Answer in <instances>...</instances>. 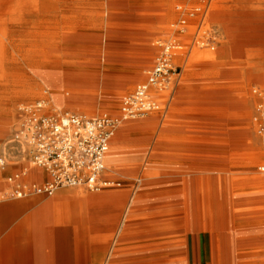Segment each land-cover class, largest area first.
<instances>
[{
	"label": "rangeland",
	"instance_id": "374dc122",
	"mask_svg": "<svg viewBox=\"0 0 264 264\" xmlns=\"http://www.w3.org/2000/svg\"><path fill=\"white\" fill-rule=\"evenodd\" d=\"M216 1L213 0L212 5ZM209 4L207 0H66L68 11L49 22L46 20L43 31L49 29L55 33L65 28L75 35L84 33V43L73 42L77 48H85L84 54L73 55L71 61L82 63L83 71L77 78L87 84L95 82V85L82 88L83 95L89 97L88 102L75 107L55 105L52 94L56 91L52 93L42 84L24 93L0 88V118L6 121L5 133H0V151L11 149L14 154L4 169H0V181L9 185L6 202L28 198L47 200L59 189L81 195L99 193L83 187H63L51 194L27 193L22 198L16 197L23 183L17 184L15 175L32 165L31 153L23 155L12 150L29 146L24 140H17L26 112L29 107L41 104L48 113L84 115L79 111L84 108L92 111L89 117L101 113L116 116L123 97L132 94L135 86L147 78L163 46L175 40L182 46L172 58L178 72L174 81L179 78L180 82L161 90V97L151 95L158 108L139 117L153 119L161 128L123 132L120 136L122 148L128 149L129 154L118 164L119 171L105 162L106 178L112 184L121 183L122 209L134 197L138 172L149 168L157 174L146 176L152 185L155 184L154 189L151 187L143 194L141 206L135 207L125 226L117 221L118 231L100 233L105 242L104 264L110 262L113 254V264H216L212 240L200 233L194 235L192 231L196 227L192 224L175 222L174 215L169 213L173 196L163 190L162 184L170 169L205 166L216 155L225 153L220 142L225 139L229 143L240 139L246 149L250 148L249 142L251 148L264 147V117L261 114L264 106V0H228L220 5V19L204 14ZM109 12L112 15L107 19ZM228 22L237 28L230 45L225 42ZM109 28L111 39L108 50L104 51V42L97 43L95 38L104 35ZM227 46L231 48L226 52ZM28 49L24 47L25 58ZM219 49L224 50L221 56L216 55ZM146 51L153 52L151 64L148 71L140 75L141 58ZM27 64V60L21 63L23 71L13 75L9 72V80L26 81ZM130 76L135 78L133 82L113 99L114 106H108V100L112 99L110 94L121 89ZM68 93L61 94L67 97ZM261 166L264 163L256 164V175H263ZM110 208H102V216L109 214L113 207ZM92 210L85 209L86 218ZM32 212L33 208L26 209L24 215ZM153 225L159 226L153 229Z\"/></svg>",
	"mask_w": 264,
	"mask_h": 264
},
{
	"label": "bare ground",
	"instance_id": "6f19581e",
	"mask_svg": "<svg viewBox=\"0 0 264 264\" xmlns=\"http://www.w3.org/2000/svg\"><path fill=\"white\" fill-rule=\"evenodd\" d=\"M227 1L217 0L213 5L210 2L204 14L209 18L220 19L218 10L222 8L220 5ZM67 11L66 0H0L1 89H18L20 93H24L27 90L34 91L42 84L52 93L56 91L52 94V100L57 106L75 107L79 103L88 102L89 97L83 95L82 88L86 85L94 86L95 82L87 84L85 80L78 79L77 76L83 71L82 63L71 61L73 55L84 54L85 51L83 47L74 46L73 42L84 43L86 36L83 32L81 36L75 35L65 28L52 33L49 29L43 31L42 27L46 20L49 22L53 18L56 19L58 14H65ZM111 15L112 12H109L107 19ZM236 31L237 28L230 22L226 24L227 45L233 43ZM107 32L95 38L97 43L104 42V51L108 50L111 28ZM25 46L29 47L26 58ZM230 48L227 46L225 51ZM152 53L146 51L143 54L141 70L138 72L140 75L148 71ZM223 53L224 50L219 49L216 55L221 56ZM25 60L28 63V73L24 75L27 80H9V72L13 75L23 71L21 63ZM134 79L132 76L126 78L123 87L110 94L109 97L112 99L108 100L107 105L114 106L113 99L123 94L127 85ZM176 82L178 84L180 79L174 83ZM161 90L163 89L153 87L151 95L161 97ZM62 92H69V95L63 97ZM79 111L86 116L92 115L90 109L80 108ZM139 117L122 121L111 137L105 162L107 166L113 165L117 172L118 164L129 154L128 149L122 148L121 134L155 126L161 128V124L155 123V120ZM5 125L4 118H0V133L4 132ZM220 142L226 152L216 155L205 166L170 169L165 174L163 190L173 196V201L169 204V213L174 215L175 222L181 225L189 223L196 227L192 231L194 235L200 233L205 239L212 240L216 250V264H264V166L260 168L263 175L255 174L256 164L264 163V147L251 148L249 142L250 148L246 149V145L237 138L233 139L232 143L226 139ZM229 144L231 148H227ZM12 150L23 155L31 153L29 146L24 148L18 146ZM10 151L11 149L0 151L1 170L11 157H14ZM148 169L138 172L134 197L123 209L124 195L119 191L121 187L119 181L111 184L112 186L106 190L87 197L75 193L72 196L55 193L42 208L37 209H35L39 205L37 198L7 203L5 198L9 185L0 181V264H33V261L52 264L54 237L57 234L65 237L68 231L82 232L83 227L80 224L85 222V212L81 209L83 206L93 209L88 216L90 231L97 230L98 221L108 223L109 230L118 231L119 228L115 227L116 222L120 221L122 226H125L135 207L141 206L143 194L151 187L154 189L155 184L152 185L146 176L157 173ZM37 178L38 173L31 165L29 169L20 170L15 175V182L23 183V188H28L27 186ZM24 193L23 196H26L28 192ZM72 201L78 208L74 211L70 207ZM104 207H113L105 217L102 216ZM32 208L31 217L21 220L26 209ZM114 209L117 212H113ZM119 215L122 219H119ZM158 226L152 227L154 229ZM66 246V243L59 245ZM23 247H26L27 251L23 252ZM109 260L107 264L114 263V254Z\"/></svg>",
	"mask_w": 264,
	"mask_h": 264
},
{
	"label": "built area",
	"instance_id": "2783aa9c",
	"mask_svg": "<svg viewBox=\"0 0 264 264\" xmlns=\"http://www.w3.org/2000/svg\"><path fill=\"white\" fill-rule=\"evenodd\" d=\"M178 50L182 46L175 40L163 46L147 78L135 86L132 94L123 97L116 116L48 113L41 104L29 107L17 140H24L31 147V164L40 178L16 192V196L21 198L24 192L51 194L63 187H83L91 192L109 188L112 182L105 177V157L111 137L122 121L158 108L150 98L151 89L168 88L175 82L178 72L172 58ZM261 114L264 117V106ZM262 130L264 133V126Z\"/></svg>",
	"mask_w": 264,
	"mask_h": 264
},
{
	"label": "crops",
	"instance_id": "0c3cea01",
	"mask_svg": "<svg viewBox=\"0 0 264 264\" xmlns=\"http://www.w3.org/2000/svg\"><path fill=\"white\" fill-rule=\"evenodd\" d=\"M39 178H40V175L38 174V178L34 181H38ZM75 189H79V188H75ZM59 190L57 194L66 193V194H71V196L74 193L79 194L76 191L74 192V191H68V190H60V191ZM32 195H36V194H32ZM83 196L87 197V195H83ZM28 199H33V198H28ZM37 199H39L38 206L43 207L44 204L50 198L47 200H41L40 198H37ZM70 203H71L70 207L72 211H74L75 209H78L77 206H74L73 201ZM81 209L83 212H85L86 207L83 206ZM116 209L118 210V207ZM117 210L114 209L113 212H117ZM85 216H84L85 222H83L84 224H80L83 227V230L81 233L73 232V231H71L70 233L68 231L67 233H65V237L63 235L59 236V234H57L56 237H54L55 249H54L52 264H104L105 262V242L100 233L106 230L109 231L108 225L106 226L103 222L98 221L97 226H96L98 227L97 230L90 231L89 222H88L89 218L88 217L86 218ZM27 217H31V214L29 215L23 214L21 216V220ZM71 225H73V223H71ZM157 239H160V238H157ZM63 243H66L67 246L59 247V245ZM24 251H27L26 247H23V252ZM33 262H34L33 264H40V262H35V261Z\"/></svg>",
	"mask_w": 264,
	"mask_h": 264
}]
</instances>
